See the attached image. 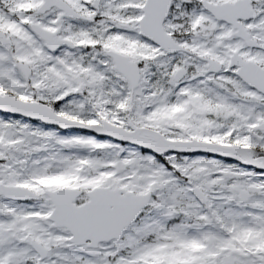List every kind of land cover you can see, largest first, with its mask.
Masks as SVG:
<instances>
[{"label": "snow or ice", "instance_id": "obj_1", "mask_svg": "<svg viewBox=\"0 0 264 264\" xmlns=\"http://www.w3.org/2000/svg\"><path fill=\"white\" fill-rule=\"evenodd\" d=\"M0 264H264V0H0Z\"/></svg>", "mask_w": 264, "mask_h": 264}]
</instances>
